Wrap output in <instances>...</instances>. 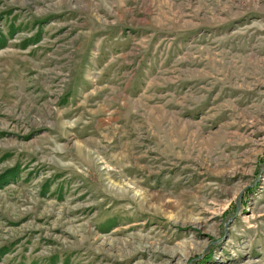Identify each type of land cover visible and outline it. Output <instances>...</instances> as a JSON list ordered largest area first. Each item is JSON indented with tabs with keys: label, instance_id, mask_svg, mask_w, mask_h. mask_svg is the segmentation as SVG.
Masks as SVG:
<instances>
[{
	"label": "rangeland",
	"instance_id": "374dc122",
	"mask_svg": "<svg viewBox=\"0 0 264 264\" xmlns=\"http://www.w3.org/2000/svg\"><path fill=\"white\" fill-rule=\"evenodd\" d=\"M0 264H264V0H0Z\"/></svg>",
	"mask_w": 264,
	"mask_h": 264
}]
</instances>
